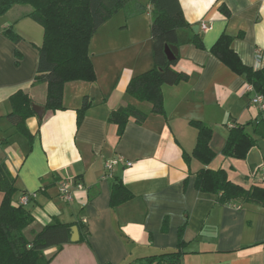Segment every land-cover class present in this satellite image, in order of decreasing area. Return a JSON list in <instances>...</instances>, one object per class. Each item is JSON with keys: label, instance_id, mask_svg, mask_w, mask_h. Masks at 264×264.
Returning a JSON list of instances; mask_svg holds the SVG:
<instances>
[{"label": "crops", "instance_id": "crops-1", "mask_svg": "<svg viewBox=\"0 0 264 264\" xmlns=\"http://www.w3.org/2000/svg\"><path fill=\"white\" fill-rule=\"evenodd\" d=\"M140 1L149 8L150 0ZM179 1L190 26L178 30L175 69L189 79L163 87L164 115L151 113L150 104L138 103L127 93L132 78L154 66L152 20L142 25L138 21L142 14L127 20L134 21L131 28L127 23L109 34L105 29L112 17L99 29L90 45L96 80L67 83L64 109L56 112L44 108L47 85L34 83L44 30L28 17L33 8L16 5L0 18V164L6 163L17 178L15 203L24 194L30 196L25 207L34 222L24 234L32 240L56 220L79 231V241L65 244L57 254L55 247L45 250L47 257L56 254L49 264H143L148 256L177 250L181 238L182 264H264V207L242 201L220 205L216 195L196 186L197 174L209 168L224 169L230 180L246 189L264 187V139L246 159L224 153L232 128L245 127L253 134L262 117L251 103L253 93L246 91V76L212 52L226 33L234 37L232 48L243 64L264 69V0ZM222 5L230 17L220 11ZM202 23L212 29L203 30ZM10 26L19 41L3 33ZM257 50L262 54L259 64ZM20 91L45 110L42 122L37 115L27 120L31 147L7 118L10 98ZM86 98L91 105L79 122ZM127 106L140 107L148 117L142 125L130 121L119 137L109 118L114 110ZM193 121L213 130L214 158L207 165L186 158L197 145ZM5 139L9 141L4 144ZM119 156L133 166L117 165L106 172L105 162ZM251 156L256 173L238 175L241 161ZM67 180L86 188L73 202L59 195L60 184ZM118 181L132 197L112 207V186ZM2 199L0 192V204Z\"/></svg>", "mask_w": 264, "mask_h": 264}, {"label": "trees", "instance_id": "trees-1", "mask_svg": "<svg viewBox=\"0 0 264 264\" xmlns=\"http://www.w3.org/2000/svg\"><path fill=\"white\" fill-rule=\"evenodd\" d=\"M16 5H29L33 11L29 18L43 27L44 40L39 47V64L34 83L47 85L45 110L56 112L64 109V88L69 82H94L97 78L90 52L93 37L117 12L122 10L125 19L129 20L145 12L152 15V54L154 66L130 81L127 93L138 103L151 105V113L164 115V86H174L187 81L189 75L176 71L175 61H169L165 53L168 45L179 44L178 30L190 24L185 20L179 0H150L149 8L140 0H0V18ZM220 11L230 17L227 6L222 5ZM5 36L17 42L21 37L13 27L4 29ZM234 37L223 34L212 48L213 54L234 72L246 76L248 84L264 96V69L256 70L243 64L232 48ZM202 47L199 39L195 41ZM12 110L7 118L15 131L29 140L31 147L33 135L27 127V120L36 116L33 101L22 91L10 98ZM86 98L79 110V122L82 115L90 107ZM148 112L137 106L120 107L110 115V122L117 126L121 137L130 121L142 125ZM254 126L253 134L246 128L231 129L228 144L224 153L236 159H246L251 148L264 139V114ZM42 122V119L40 120ZM198 131L197 145L187 160L197 159L209 164L214 158L210 147L213 130L204 122L193 121ZM5 139V143H8ZM17 178L10 172L6 163L0 164V192L3 199L0 204V264H49L65 244L70 243L73 224L56 220L34 234L29 240L24 231L33 222L32 213L23 205L15 203L18 193ZM197 188L202 192L212 193L220 205L233 201L255 203L264 207V187L253 186L246 189L229 179L224 169L212 170L203 168L197 174ZM28 195V194H24ZM23 195V196H24ZM132 193L122 182L112 186L111 206L117 207L129 199ZM77 225L81 228V224ZM184 241L181 238L179 248L175 251L163 252L144 258L143 264H182ZM55 247L56 254L45 255V250Z\"/></svg>", "mask_w": 264, "mask_h": 264}, {"label": "built area", "instance_id": "built-area-1", "mask_svg": "<svg viewBox=\"0 0 264 264\" xmlns=\"http://www.w3.org/2000/svg\"><path fill=\"white\" fill-rule=\"evenodd\" d=\"M202 28L203 30L208 31L212 29V26L207 25L206 23H202ZM261 55H262L261 52L257 50L256 51L257 64H259L262 60ZM246 91L253 93V96L251 98V103L258 109L260 113L264 114V96L262 94L257 93L254 87L250 84L247 85ZM117 165H123L124 167L130 168L133 166V163L127 161L124 157L119 156L117 158L110 159L105 162L106 172H111L113 168ZM262 176L264 179V167L262 168ZM85 192H86L85 186L78 181L67 180L62 182L59 186V195L61 199H63L66 202H73L76 198L77 193H85ZM29 201H30V196L24 195L21 197L19 204L26 206L29 203Z\"/></svg>", "mask_w": 264, "mask_h": 264}, {"label": "rangeland", "instance_id": "rangeland-1", "mask_svg": "<svg viewBox=\"0 0 264 264\" xmlns=\"http://www.w3.org/2000/svg\"><path fill=\"white\" fill-rule=\"evenodd\" d=\"M134 20H137V19H134ZM151 20H152V15L148 16L147 12L143 13L138 18V21H140L142 23V25H144V26H147V24H149L148 21H151ZM133 22H134L133 20L127 21L124 17L123 11L120 10L119 12H117L113 16L112 20L106 24L107 29H105V31H107L109 34H111L113 32V30L116 31L115 28L118 27V30H119L120 25H127V23H128V26H129V24L132 26ZM129 28H131V27L129 26ZM18 136H20V134H18ZM241 164H243V165L241 167H239V169L237 171L238 175H240V176H243L244 173H249V172H251L252 174H255L256 171L258 170V169L254 168L256 161L253 160V156L248 157L247 161H241Z\"/></svg>", "mask_w": 264, "mask_h": 264}, {"label": "water", "instance_id": "water-1", "mask_svg": "<svg viewBox=\"0 0 264 264\" xmlns=\"http://www.w3.org/2000/svg\"><path fill=\"white\" fill-rule=\"evenodd\" d=\"M199 26H196L194 28V30H198ZM165 53L167 55V59L171 62V61H175L176 58L179 55V48L176 45H168L165 48ZM33 109L35 110L36 115L40 118L43 119L44 115H45V110L43 107L38 106L36 104H33ZM71 239L70 241L75 243L77 241H79V231L77 226H72L71 227Z\"/></svg>", "mask_w": 264, "mask_h": 264}]
</instances>
